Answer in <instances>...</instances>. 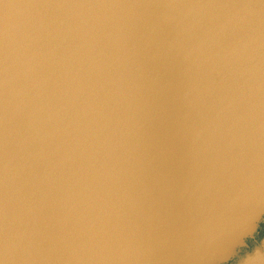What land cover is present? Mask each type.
<instances>
[{
    "label": "water",
    "instance_id": "95a60500",
    "mask_svg": "<svg viewBox=\"0 0 264 264\" xmlns=\"http://www.w3.org/2000/svg\"><path fill=\"white\" fill-rule=\"evenodd\" d=\"M257 251L264 0H0V264Z\"/></svg>",
    "mask_w": 264,
    "mask_h": 264
},
{
    "label": "clouds",
    "instance_id": "9594fccd",
    "mask_svg": "<svg viewBox=\"0 0 264 264\" xmlns=\"http://www.w3.org/2000/svg\"><path fill=\"white\" fill-rule=\"evenodd\" d=\"M264 260V253L257 251L248 257L249 264H256V262Z\"/></svg>",
    "mask_w": 264,
    "mask_h": 264
}]
</instances>
